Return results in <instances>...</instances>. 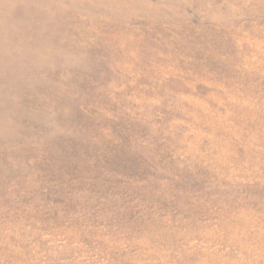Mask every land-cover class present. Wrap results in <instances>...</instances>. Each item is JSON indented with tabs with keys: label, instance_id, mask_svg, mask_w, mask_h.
Wrapping results in <instances>:
<instances>
[{
	"label": "rangeland",
	"instance_id": "rangeland-1",
	"mask_svg": "<svg viewBox=\"0 0 264 264\" xmlns=\"http://www.w3.org/2000/svg\"><path fill=\"white\" fill-rule=\"evenodd\" d=\"M0 264H264V0H0Z\"/></svg>",
	"mask_w": 264,
	"mask_h": 264
}]
</instances>
